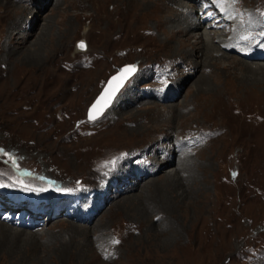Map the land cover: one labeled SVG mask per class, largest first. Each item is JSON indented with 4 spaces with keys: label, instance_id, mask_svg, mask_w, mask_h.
Wrapping results in <instances>:
<instances>
[{
    "label": "rangeland",
    "instance_id": "rangeland-1",
    "mask_svg": "<svg viewBox=\"0 0 264 264\" xmlns=\"http://www.w3.org/2000/svg\"><path fill=\"white\" fill-rule=\"evenodd\" d=\"M130 1L0 0V185L28 192L90 188L105 176L115 177L123 166H137L135 156L155 142L164 139L170 145L173 137L194 135L197 150L177 165L173 188L180 198L174 201L172 186L164 185L165 173L175 166L168 163L134 189L123 187L117 196L108 195L87 225L71 219L76 210L67 206L50 220L43 214L22 219V225L0 220L24 232L14 242L1 239L0 264H264V122L253 123L261 124L255 132L239 124L253 119L239 112L242 104L264 111V83L251 89L239 84L236 75L247 72L230 62L244 59L228 52L233 58L222 60L227 69L218 63L197 69L204 75L185 70L183 55L197 47V30L185 39L181 33H168L164 18L171 13L165 5L176 8L171 0L145 2L143 9V3L137 7ZM237 1L241 9L253 11L252 20L259 25L264 0ZM14 3L37 9L26 44L7 43L9 31L19 32L13 21L22 20V14L11 11ZM24 28H30L28 22ZM94 28L105 35L97 38ZM78 40L84 41L85 50L76 51ZM33 48L35 58L30 55L26 61L27 49ZM196 53L190 57L199 62ZM172 60L183 62L190 73L176 86L174 100L124 99L128 87L135 93L148 83L145 76L155 66H165L168 73L154 87L155 95L158 90L164 95L167 83L175 79ZM127 64L136 70L132 80L100 115L88 120L87 109L108 77ZM203 79L214 93L194 92ZM227 96L242 101L216 111ZM177 159L174 155L172 161ZM201 189L207 191L204 197ZM199 197L204 203L195 210L192 202Z\"/></svg>",
    "mask_w": 264,
    "mask_h": 264
},
{
    "label": "bare ground",
    "instance_id": "bare-ground-1",
    "mask_svg": "<svg viewBox=\"0 0 264 264\" xmlns=\"http://www.w3.org/2000/svg\"><path fill=\"white\" fill-rule=\"evenodd\" d=\"M128 1V0H127ZM152 0H131L130 1V4L132 3V2H134V5L135 6H140L142 3L144 4L145 2H151ZM165 1V0H164ZM31 2V1H30ZM43 2V1H42ZM78 2H79V0H78ZM169 2V1H168ZM171 2L172 3H176V0H171ZM33 3V2H32ZM82 3V2H81ZM55 4H57V0H56V2H55ZM150 4V3H149ZM164 4H166L165 2H164ZM35 5H41L40 3H38V1H36L35 2ZM145 5L146 4H144V6H140L141 7V9H143L144 7H145ZM170 5H171V3H170ZM12 7H14V8H11V11H14V13L15 12H18L19 14H22L21 15V17L19 18V19H22L20 22H14L13 21V23H12V21H11V23H12V25H13V27L14 28H16V29H19V32L17 31L16 33H14V32H8V34H7V40H8V42L7 43H13V42H15V43H20V44H22L23 42H25L24 44H26L27 42H29L28 40V37L30 36V35H33L32 34V23H33V21H35V19H36V14H37V9L35 8V9H30V7H28V6H26V5H23V4H19V3H14L13 5H11ZM176 6V5H175ZM4 7V6H3ZM169 8L170 9V11H168L167 10V8ZM171 6H169V5H165V8H166V10H167V12H170L171 13V16L169 15V16H167L166 18H164V21H166L169 25L167 26V31H169L168 33H173L174 35L175 34H177V33H181L183 36H184V38L183 39H185V38H187V37H189V36H191L194 32H192L193 31V26H188L187 24H186V22L184 21V19L183 18H180V17H178L177 15H176V10L175 9H171L170 8ZM174 8V7H173ZM127 10H126V8L125 9H123V11H120L121 12V14H123V12L125 13ZM11 13H13V12H11ZM177 16V17H176ZM27 19V20H26ZM179 20H181V21H179ZM258 21V20H257ZM22 22H25L23 25H22ZM29 23V27L31 28H29L28 30H26L25 28H24V25L26 24V23ZM30 23H31V25H30ZM36 23V22H35ZM174 23H176V24H178L179 25V27H176V28H173L172 26H173V24ZM115 26V25H114ZM124 26V25H123ZM137 25H135L134 27H128V30H131V29H133V28H135ZM18 27H20V28H18ZM195 27H196V25H195ZM122 28V27H121ZM238 28H241L240 26H238ZM24 29V30H23ZM23 30V31H22ZM41 30V29H40ZM43 30H44V28H42V33H43ZM125 30H127V27L125 28ZM94 34H95V36L98 34V36H97V38H102L104 35H105V32L102 30V29H100V28H94L93 29V31H92ZM97 32V33H96ZM17 34V35H16ZM40 34H41V32H40ZM196 35H197V38H198V45H197V47L195 48V49H192L193 50V53H191L190 55H195L194 54V51H197V53H196V55L201 59V61H199V62H196L194 59H192L191 57H190V55H189V53H184L185 55H183L184 57H183V59H185L186 58V66L189 68V69H191L192 70V72H194V71H196L197 69H201V68H206V67H211V65H217L218 63H220L219 65L220 66H222V63H223V61L224 60H228V59H230V58H233V57H231V56H228L227 55V52H225V51H222V49L220 48V46H219V43L221 42L220 40L219 41H217L216 40V38L217 37H220V35L219 34H217L215 31H214V33H213V35L212 36H209L208 35V33L207 32H204L203 30H197L196 31ZM236 35V34H235ZM168 37V36H167ZM39 38V39H38ZM43 38L41 37H39V34H38V36L36 37V43H39L40 44V41L42 40ZM179 39H182V38H179ZM194 39V38H193ZM39 40V41H38ZM196 42H197V40H196ZM35 42H33V44H34ZM42 43V42H41ZM182 43V42H181ZM29 44H31V43H29ZM13 45H14V43H13ZM8 47V45H5V47H4V49L5 48H7ZM26 48H28V45L26 46ZM27 51H28V53L27 54H25L24 56V59L26 60V61H28L29 60V56L31 55V57L32 58H35V54H36V50H34V48H33V50H29V49H27ZM29 54V55H28ZM229 54V53H228ZM89 56V55H88ZM224 59V60H223ZM234 60L232 61V62H230V64H234V62H235V64L236 63H239L240 64V67H243V69H245V71L247 72V73H241V74H238V75H236L235 77L237 78V81H238V83L239 84H241V85H243L245 88H252V87H257V86H259V85H261V83H264V63H262V62H254V61H249V62H247V61H244V60H237V58L235 59V58H233ZM89 60H91V59H89ZM223 60V61H222ZM66 62H67V60H65ZM230 61V60H229ZM183 63V62H182ZM229 64V65H230ZM173 65V64H172ZM171 68V67H170ZM227 68H229V67H227V65H224L223 64V66H222V69H227ZM198 72L197 73H202L203 75H204V73L203 72H201V70H197ZM210 72H211V70H209ZM187 74H188V72H183V71H180L179 72V76H185L186 75V77H184V78H179V76L173 81V84H172V86H179L180 84H182V82L184 81V79H186L188 76H187ZM198 74V75H199ZM262 74V75H261ZM145 75V72H143V73H141V77H143ZM219 75V74H218ZM260 75V76H259ZM256 76H259V77H256ZM215 77V76H214ZM213 77V78H214ZM137 79V78H136ZM207 80H202V83H200V85L197 87L196 86V89H195V91L194 92H196V94L198 95V93L200 92V91H204V92H206V93H214V91L216 90V89H213V87L210 85V84H208L207 82H206ZM223 81H224V79H223ZM218 82V81H217ZM214 83V82H213ZM212 84V83H211ZM137 87V86H136ZM172 88V87H171ZM233 89V88H232ZM263 90H264V88H263ZM125 92V91H124ZM123 92V93H124ZM123 93H121V95H123ZM147 94V93H146ZM195 94V95H196ZM221 94V93H220ZM206 95V94H205ZM234 96V95H233ZM118 97L119 98H121V96H119L118 95ZM117 97V98H118ZM213 98V97H212ZM124 99H127V100H129V101H133V100H135V97L133 98L132 97V95L129 93V94H127V96H125L124 97ZM154 99V98H153ZM232 99H234V101L232 100ZM127 100H125V101H127ZM155 100V99H154ZM121 101V100H120ZM209 101V100H208ZM236 101H239L240 103H241V99H238V98H233L232 96H227L225 99H224V101L222 102V103H220V104H216L217 106H216V108L217 109H215L216 111H221L222 109H226L227 107H228V105L229 104H231V105H233L234 104V102H236ZM116 103H117V99H116V101H115ZM142 102V101H141ZM150 102V101H149ZM213 102V101H212ZM211 102V103H212ZM113 103V102H112ZM125 104V103H124ZM236 104V103H235ZM174 105V104H173ZM169 106H171L172 107V105H169ZM227 106V107H226ZM238 106V105H237ZM143 107H148V106H143ZM226 107V108H225ZM252 107V108H251ZM259 107H261V106H254V104L253 105H246V104H242V106H240V108H239V112L241 113V114H248V115H250V116H252L253 117V119H251L250 120V122H245V121H240L239 122V124H240V127H243V129L246 127L247 129H249V130H251L252 132H255V128L257 129V128H259L260 126H261V124H257V125H253V123L254 122H261V123H263L264 122V120L263 119H261V118H263L264 117V111H262L261 110V108H259ZM257 108V109H256ZM259 108V109H258ZM227 109H229V108H227ZM169 110V109H168ZM254 110V111H253ZM161 111H159V113H160ZM213 112V111H212ZM114 115V114H113ZM231 114H229L228 115V118L231 120V121H233V122H236V118H234V117H232L231 118V116H230ZM161 116V115H160ZM233 116V115H232ZM150 117V116H149ZM156 117V116H155ZM159 117V116H158ZM157 118V117H156ZM226 118V117H225ZM181 119V118H180ZM239 119V118H238ZM138 120V119H137ZM238 124V123H237ZM236 124V125H237ZM222 130H223V128H222ZM221 130V131H222ZM257 132V131H256ZM224 133V132H223ZM163 134V133H162ZM158 139H160V138H158ZM162 140V139H161ZM195 150H197V149H195ZM195 150H193V151H195ZM192 151V152H193ZM168 154L169 155H172V158H173V151H169L168 152ZM184 156H186V155H184L183 154V157H178V159L175 161V160H173L172 161V159H170V160H167L166 159V157L164 158V159H161L160 161H158V166H159V170L162 168V167H165L169 162H170V164L172 163H175V166L173 165L172 166V168L173 169H169L166 173H165V182H164V185L166 184L167 186L168 185H170V186H172V190H169V193L171 192V194L173 195V198H175L174 199V201H177V200H179V198H180V196L179 195H176V193H175V189L176 188H173V186L175 187V185H176V183H175V180H176V178L178 177V174H179V172H180V170H179V168L177 167V165L180 163V162H185V161H187L186 159H187V156L186 157H184ZM184 158V159H183ZM165 165V166H164ZM120 166V165H119ZM198 166H199V169L200 170H202V171H204L205 172V166L204 165H201V164H198ZM168 168V167H167ZM156 188V187H155ZM168 189H170L169 187H168ZM168 191V190H167ZM164 192V191H163ZM200 192L201 193H203V195H202V197H204V195L207 193V191L205 190L204 191V189H201L200 190ZM147 195V194H146ZM155 195V194H154ZM181 196H182V193H181ZM206 197V196H205ZM155 198V197H154ZM187 198V197H186ZM186 198H185V200H186ZM184 199V198H183ZM133 200V199H132ZM220 200V199H219ZM165 201V200H164ZM212 201H213V199H212ZM203 202V199H201V197H199L198 198V200L195 202V201H193L192 202V206H193V208L196 210H199L200 209V205H201V203ZM204 203V202H203ZM207 203V202H206ZM188 204H191V202L190 201H186L185 202V205H188ZM163 205V204H162ZM212 205V204H211ZM202 208V207H201ZM207 216H209V215H207ZM201 218H202V216H200ZM211 217V216H210ZM206 218V217H205ZM209 219V218H208ZM206 220V219H205ZM214 226H216V225H214ZM76 228V231H77V228L78 227H75V226H72V228ZM70 228V227H69ZM71 229V228H70ZM79 229V228H78ZM75 230V229H74ZM22 234H24V232H22V231H20V230H18V229H16V228H13V227H9V226H5V225H2L1 223H0V243H2L1 241V239H3V240H5V241H10V242H14L13 240L14 239H18L19 238V240H20V238L23 236ZM211 234V233H210ZM2 235V236H1ZM12 239H9V237ZM212 237H213V235H212ZM220 237V236H219ZM21 239H23V237L21 238ZM214 239V238H213ZM210 240V239H209ZM208 240V241H209ZM208 243V242H207ZM13 244V243H12ZM206 244V243H205ZM2 244H0V246H1ZM207 247H209L208 245H207ZM196 249H194V251H195ZM204 255H205V253H204ZM209 255V254H208Z\"/></svg>",
    "mask_w": 264,
    "mask_h": 264
},
{
    "label": "water",
    "instance_id": "water-1",
    "mask_svg": "<svg viewBox=\"0 0 264 264\" xmlns=\"http://www.w3.org/2000/svg\"><path fill=\"white\" fill-rule=\"evenodd\" d=\"M125 77H126V74H121V72H119L118 75H113L112 77L109 78V80L105 86L106 88L104 87V89L102 90L103 92L97 98L98 100H96L88 108V112H87L88 119H90V117H89L90 110L92 112V115L95 117V115L96 116L99 115L105 109V107L109 105L110 101L112 100L116 91L121 86ZM93 105H96V107L93 108Z\"/></svg>",
    "mask_w": 264,
    "mask_h": 264
},
{
    "label": "snow or ice",
    "instance_id": "snow-or-ice-1",
    "mask_svg": "<svg viewBox=\"0 0 264 264\" xmlns=\"http://www.w3.org/2000/svg\"><path fill=\"white\" fill-rule=\"evenodd\" d=\"M213 2L215 3V2H220V3H222L223 2V0H213ZM229 2L230 3H236L237 2V0H229ZM81 47H83V44H81L80 45ZM134 69L133 68H128V69H125V70H122V71H133ZM96 107V105H93V108H95ZM89 117H90V119H94L95 117L92 115V112H91V110H90V112H89ZM115 243H118V241H114Z\"/></svg>",
    "mask_w": 264,
    "mask_h": 264
}]
</instances>
